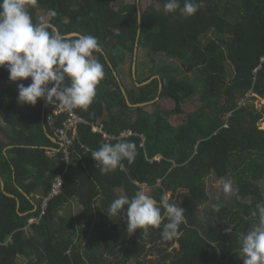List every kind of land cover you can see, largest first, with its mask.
Returning a JSON list of instances; mask_svg holds the SVG:
<instances>
[{
  "label": "trees",
  "instance_id": "obj_1",
  "mask_svg": "<svg viewBox=\"0 0 264 264\" xmlns=\"http://www.w3.org/2000/svg\"><path fill=\"white\" fill-rule=\"evenodd\" d=\"M165 2L135 0L117 7L112 0H36L34 5L26 0L33 23L48 22L64 35L95 36L103 51L93 54L105 75L92 104L75 109L87 124L77 127L66 165L47 135L52 134L48 123H42L44 100L20 104L16 83L0 68V264H243L239 238L258 222L252 212L264 200L259 125L264 102L254 103L257 97L264 100V0H195L198 11L188 18L166 14ZM138 10L136 57L144 49L153 64L144 75L136 59L133 77ZM176 65L193 76L175 75ZM17 83L27 85L30 78ZM120 84L130 103L147 102L151 111L127 106ZM195 95L198 107L185 121L171 124L168 116L182 113V104ZM164 99L174 106L160 110ZM89 122L112 135L124 129L134 133L106 140ZM120 140L136 145L134 161L101 173L91 152ZM57 174L63 175L60 193L41 215V201ZM211 174L229 175L234 194L251 200L237 202L233 210L230 203L212 209L206 182ZM137 191L158 203L168 195L185 209L173 239L161 238L166 219L160 228L129 236L123 213L109 214L114 199ZM74 197L81 205L76 215L69 210ZM30 218L37 221L29 223Z\"/></svg>",
  "mask_w": 264,
  "mask_h": 264
},
{
  "label": "clouds",
  "instance_id": "obj_2",
  "mask_svg": "<svg viewBox=\"0 0 264 264\" xmlns=\"http://www.w3.org/2000/svg\"><path fill=\"white\" fill-rule=\"evenodd\" d=\"M35 3L36 0H31V4ZM198 8L195 0H183L182 6L181 0H166L163 5L166 14L178 12L185 18L195 15ZM139 17L137 12V23ZM99 51L95 36L64 35L50 30L46 22L33 23L26 0H0V68L6 67L8 80L16 83L20 104L35 106L39 99H43L46 103L59 101L60 106L68 111L87 109L105 75L104 66L93 55ZM29 78L27 85L17 83ZM129 130L131 134H128ZM133 133L131 129H125L118 135H110L114 136L112 139H120ZM48 134L54 137L53 133ZM141 135L144 136L140 133V138ZM59 150L62 151L60 144ZM63 155L64 164L69 165V153L66 156L68 163ZM135 156L136 145L126 140L104 143L91 152V158L99 163L103 174L116 170L124 160L133 162ZM224 189L231 191V186L225 184ZM108 212L112 216L123 213L129 236L137 229L147 233L150 228H160L166 219L161 231L164 241L173 239L185 222V209L179 203L169 202L167 197L158 203L143 191H137L131 198L127 194L118 196L110 203ZM252 216L258 217V222L240 236L239 256L243 264H264V200L256 204Z\"/></svg>",
  "mask_w": 264,
  "mask_h": 264
},
{
  "label": "rangeland",
  "instance_id": "obj_3",
  "mask_svg": "<svg viewBox=\"0 0 264 264\" xmlns=\"http://www.w3.org/2000/svg\"><path fill=\"white\" fill-rule=\"evenodd\" d=\"M135 0H112V5L113 6H117L121 5V4H125V3H131L134 2ZM41 12V11H40ZM136 59L138 60V70L141 72H143L144 75H148L150 74V70L149 68L151 67V65L153 64L151 62V60L148 58V56L146 55V51L144 49L140 50L139 53H137V57ZM162 60H166L168 62L172 61L169 58H161ZM178 70V72H174L175 75L177 76H182L184 74H182V69L180 65H176L175 66ZM186 75V74H185ZM184 75V76H185ZM232 75L231 73H228L227 78H230ZM189 78H191L193 75L192 74H188L186 75ZM4 85V82H0V89L2 88V86ZM199 86V84H198ZM200 87V86H199ZM197 96L195 95L193 97H191L190 99H188L185 103L182 104V108H183V112L180 114H170L168 116V119L170 121L171 124L173 125H177L183 121L186 120L187 115L190 112H193L197 107H198V103H197ZM264 102L263 99L257 97L256 100L254 101L255 105L257 107H260L261 104ZM144 109L146 111H151V106H149V104L146 103V105H144ZM160 110H169L174 106V103L170 100V99H164L163 101H161L158 104ZM113 110H117L116 108H114ZM112 111V110H111ZM114 113V112H113ZM105 117H108L107 112H105ZM259 125L261 128L264 129V120L259 121ZM206 182H207V192L209 193V195L211 196V198L213 199L214 196V201L210 202L211 203V208L212 209H216V207H219L220 205L224 204V203H230V210H233L234 205L237 202H249L251 200V197H240V196H236L234 194V186L232 185V183L230 182L229 179V175H226L224 177L221 178H217L215 177L213 174L209 175L206 178ZM228 184L231 186V191H226L224 189V185ZM143 187L145 188V186L143 185ZM262 187L264 188V184H262ZM119 192V191H118ZM169 193V192H168ZM168 198V195L166 196ZM230 212V211H229Z\"/></svg>",
  "mask_w": 264,
  "mask_h": 264
},
{
  "label": "built area",
  "instance_id": "obj_4",
  "mask_svg": "<svg viewBox=\"0 0 264 264\" xmlns=\"http://www.w3.org/2000/svg\"><path fill=\"white\" fill-rule=\"evenodd\" d=\"M51 87V85H49ZM44 120L48 123L49 129L52 131L54 137L58 141L61 146L62 152L65 154V157L69 153V148L73 143V139L77 134V127L80 124H87V121L80 116L75 110H65L60 106L59 101H54L53 103H46L44 101ZM91 130L93 132L100 133L102 138L109 140L114 138L106 131L103 130L102 125H95L90 123ZM132 132L129 130L128 134ZM145 141V137L141 135V145ZM158 158V157H154ZM66 163H68V158L66 157ZM62 175H57L52 183L51 187L47 193V195L43 198L41 203V211L42 215L45 212L47 207V201L53 196L60 193L61 185H62Z\"/></svg>",
  "mask_w": 264,
  "mask_h": 264
},
{
  "label": "crops",
  "instance_id": "obj_5",
  "mask_svg": "<svg viewBox=\"0 0 264 264\" xmlns=\"http://www.w3.org/2000/svg\"><path fill=\"white\" fill-rule=\"evenodd\" d=\"M46 23H48V22H46ZM78 33V32H77ZM80 34V33H79ZM82 35V34H81ZM100 51H103L102 50V48L100 47ZM94 55V54H93ZM108 61V60H107ZM133 61H134V59H133ZM132 65H133V63H132ZM135 67H136V63H135ZM113 71V73H114V75L116 76V77H119V76H117L118 74H116V71L115 70H112ZM132 75H133V73H132ZM134 76V75H133ZM152 77H155V75L154 76H152ZM138 84H140V83H138ZM123 86V85H122ZM125 91V90H124ZM125 95H126V92H125ZM124 94H123V92H122V96H124V99H125V101H126V103H127V106H130V107H137V106H143V105H139L138 103H130V101L128 100V97L127 96H125ZM127 98V99H126ZM114 108H116L117 109V107H114ZM114 108H112V113L114 112H116L115 110H113ZM75 110V109H74ZM78 113V112H77ZM104 115H105V112H104ZM105 117V116H104ZM106 119H108L107 117H105ZM43 123V125H44V121L42 122ZM93 124H94V122H93ZM95 125H97V124H95ZM99 125H102V124H99ZM102 128H103V125H102ZM125 130V129H124ZM124 130H122V131H124ZM121 131V132H122ZM120 132V133H121ZM47 135H48V132H47ZM49 137V136H48ZM50 138V137H49ZM51 139V138H50ZM51 141L52 142H54V143H56V144H58L57 143V141L56 140H52L51 139ZM58 147H59V144H58ZM56 150L57 149H53V151L54 152H56ZM54 152H51L50 151V153H48L49 155H48V157H51V158H53V156L55 155V153ZM73 163L74 164H76L77 163V161L75 160H73ZM81 209V205H80V203L78 202V199L76 198V197H74V198H71L70 199V212L72 213V215H76L77 213H78V211ZM29 223H31V222H35V219H33V218H30L29 220Z\"/></svg>",
  "mask_w": 264,
  "mask_h": 264
},
{
  "label": "water",
  "instance_id": "obj_6",
  "mask_svg": "<svg viewBox=\"0 0 264 264\" xmlns=\"http://www.w3.org/2000/svg\"><path fill=\"white\" fill-rule=\"evenodd\" d=\"M138 12L140 13V10H138ZM49 25H50V27H52L53 29H54V31H57V28L54 26V25H52V24H50V23H48ZM140 17H139V22L137 23V37H136V43H135V49H134V56H133V59H134V61H133V65H132V73H133V77H135V63H136V52H137V49H136V46H137V44H138V37H139V34H140ZM70 34H77V35H81V34H79V33H77V32H71V33H69V34H66V35H70ZM154 77H151L150 79H148V80H146V81H144V82H142V83H140V84H138V85H142V84H145V83H147V82H149L151 79H153ZM158 79H159V77H158ZM120 87H121V90H122V92H123V94L125 95V91H124V88H123V86L120 84ZM160 89H161V82H160V80H159V91H160ZM126 96V95H125ZM127 99V98H126ZM156 99H158V97H156ZM147 102H141V103H138L139 105H145ZM42 122L44 121L43 120V114H44V101H43V103H42ZM48 136L52 139V140H56L54 137H52L51 135H49L48 134Z\"/></svg>",
  "mask_w": 264,
  "mask_h": 264
}]
</instances>
